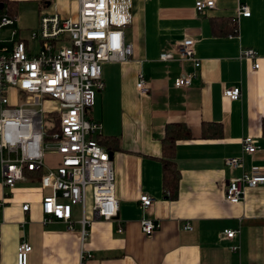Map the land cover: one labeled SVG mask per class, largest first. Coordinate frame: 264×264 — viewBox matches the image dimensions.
<instances>
[{
  "label": "crops",
  "instance_id": "0c3cea01",
  "mask_svg": "<svg viewBox=\"0 0 264 264\" xmlns=\"http://www.w3.org/2000/svg\"><path fill=\"white\" fill-rule=\"evenodd\" d=\"M11 1L36 7L37 22L54 13L77 18V0ZM118 1L127 4L130 14L124 35L133 54L125 63L102 66L104 89L87 114L101 124L105 142L116 145L110 153L117 219L99 218L89 204L86 213L93 222L83 240L78 206L72 209V229L60 220L44 223L41 199L49 189L40 186L39 173L26 175L0 208V264H16L21 241L32 246L28 264H264V183L246 187L237 204L224 200L232 177L253 169L264 172V0H214L216 8L205 14L195 10L199 0ZM238 4L251 14L238 19L237 37L217 35L212 22L235 18ZM184 40L195 43L198 69L190 62L158 60L162 53L175 55ZM243 49L258 53V70L240 60ZM139 74L149 84L147 95L136 89ZM185 78H192L191 86L175 88V80ZM225 88H240V98L224 99ZM168 122H185L191 131L190 138L175 144L176 198L164 193L159 161ZM203 122L218 123L219 134L202 137ZM245 136L254 138L255 153L243 152ZM230 157L240 158L242 165L228 167ZM58 162V154L45 153L40 172ZM7 191L0 184V199ZM141 193L154 198L151 207L140 206ZM24 202L30 204L28 211L22 210ZM142 218L160 227L145 235ZM187 223L191 230L183 229ZM226 229L236 230L234 239L223 236ZM82 248L90 255L83 261Z\"/></svg>",
  "mask_w": 264,
  "mask_h": 264
},
{
  "label": "built area",
  "instance_id": "2783aa9c",
  "mask_svg": "<svg viewBox=\"0 0 264 264\" xmlns=\"http://www.w3.org/2000/svg\"><path fill=\"white\" fill-rule=\"evenodd\" d=\"M75 20L61 18L57 13L41 15L37 32L28 40L16 41L17 31L10 39L0 38V184L8 189L0 199V208L7 203L9 192L20 181L26 180L24 167L34 170L43 166L46 151L58 154L59 162L39 177L43 189L41 211L43 222L53 219L67 223L72 229V209L80 210V233L86 237L93 219L87 216V193L94 215L111 221L117 219L118 202L114 190V173L109 152L98 143L101 124L87 114L95 104V95L104 89L102 66L122 64L133 54V47L125 40L124 29L130 23L127 4L118 0H77ZM195 10L205 14L216 8L214 0L196 1ZM250 10L238 4L234 22L249 18ZM16 17L0 18V30L13 27ZM240 60L253 62L252 70L259 69L260 57L252 49L240 51ZM159 61L190 62L195 69L200 60L195 57V43L184 40L176 54L162 53ZM192 78L177 79L175 88L191 86ZM136 89L141 95L149 93V84L139 74ZM240 88H225L222 97L231 101L240 98ZM14 95V103L10 101ZM47 104L53 108L45 110ZM55 115L56 122L47 120ZM47 122L51 123L47 126ZM258 146L252 136L242 139L244 153H255ZM232 169L240 167V158L226 159ZM264 183V172L253 169L232 177L226 186L224 200L237 204L244 197L246 187ZM154 198L141 193L139 204L143 209L152 206ZM30 204L24 202L22 210ZM141 231L153 234L160 225L150 218L140 220ZM185 230L192 226L186 224ZM118 231H121L118 224ZM236 230L226 229L223 236L234 239ZM1 240V237H0ZM237 246L231 250L236 251ZM32 246L21 241L16 250V264H28ZM90 257L81 249L80 260Z\"/></svg>",
  "mask_w": 264,
  "mask_h": 264
},
{
  "label": "trees",
  "instance_id": "16d2710c",
  "mask_svg": "<svg viewBox=\"0 0 264 264\" xmlns=\"http://www.w3.org/2000/svg\"><path fill=\"white\" fill-rule=\"evenodd\" d=\"M0 18L3 16L16 17L18 3L11 0H0ZM41 9V8H40ZM222 28V31L219 30ZM213 31L218 35L222 32L223 36H228L229 38L237 37L238 28L237 24L234 22V18L226 19H215L212 22ZM224 32V33H223ZM56 122L57 118L55 115H48L47 120ZM221 127L218 123L203 122L201 126L202 137L216 136L219 134ZM213 132V133H212ZM191 137V131L185 122H168L165 126L164 136L161 140L162 151L161 157L159 159L162 169V185L165 195L169 198H176L179 188L180 174L177 169L175 162V144L179 140L188 139ZM96 140L102 146H105L106 150H114L116 145H112V141H107L101 137V133L96 135ZM40 168L34 170H28L24 167L23 172L25 175H32L33 173H39V177L42 172Z\"/></svg>",
  "mask_w": 264,
  "mask_h": 264
},
{
  "label": "rangeland",
  "instance_id": "374dc122",
  "mask_svg": "<svg viewBox=\"0 0 264 264\" xmlns=\"http://www.w3.org/2000/svg\"><path fill=\"white\" fill-rule=\"evenodd\" d=\"M23 4L19 5L17 8L18 13V21L13 27H7L0 30V38L3 40H9L10 39V32L12 30L17 31V36L15 37L16 41L20 40H28L29 35L31 32H37L38 22H37V14L38 11L36 7L31 8V6H22ZM31 8V9H30ZM10 101L12 104H15V106H18L17 103H14V95H11ZM53 108V105L47 104L45 106V110ZM51 123L47 122V126H50ZM56 152L52 149L46 151V154H50ZM1 177V176H0ZM90 204V192L87 193V206ZM78 211V207H74V210Z\"/></svg>",
  "mask_w": 264,
  "mask_h": 264
},
{
  "label": "water",
  "instance_id": "95a60500",
  "mask_svg": "<svg viewBox=\"0 0 264 264\" xmlns=\"http://www.w3.org/2000/svg\"><path fill=\"white\" fill-rule=\"evenodd\" d=\"M0 7H2V6H0ZM109 156H110V158H111V153H109Z\"/></svg>",
  "mask_w": 264,
  "mask_h": 264
}]
</instances>
